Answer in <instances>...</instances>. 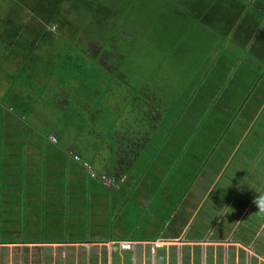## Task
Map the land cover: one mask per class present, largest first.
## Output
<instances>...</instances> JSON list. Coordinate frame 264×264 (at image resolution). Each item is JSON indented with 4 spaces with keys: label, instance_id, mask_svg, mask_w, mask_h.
<instances>
[{
    "label": "trees",
    "instance_id": "obj_1",
    "mask_svg": "<svg viewBox=\"0 0 264 264\" xmlns=\"http://www.w3.org/2000/svg\"><path fill=\"white\" fill-rule=\"evenodd\" d=\"M258 1L260 0H241L243 3L237 5L236 2L232 4L233 1L229 2L228 0H157L156 3L161 4V9L154 19L160 20L158 21L159 25H162L161 28H155L158 31L156 35H159L157 40L163 44L162 50L169 51L175 66L185 59L187 60L186 67L189 65L197 69L199 64L200 66L198 72H194L192 78L185 85L183 97L172 96L174 100H171L167 95L170 92L162 93L163 88L155 83L157 88L149 97L156 102L153 107L162 106L165 109L157 108V111L142 116L145 120L144 124L140 126L142 130L135 132L127 130V138H123V134L128 129L126 126L120 130L115 124L110 127L106 119L91 125L89 132L101 133L100 136L103 137V140L110 135L118 139L113 142V146L108 148L106 165L108 175L116 171V176L123 173L127 176L124 183H120L119 178H116L117 189L114 190L112 186L107 187L102 195L104 202L93 204L99 207L101 205L109 207L111 200L109 192L119 196L122 200L119 212L123 217V226H121V230L120 226L117 228L119 230H115L116 233L119 231L117 236H112L114 231L112 229L105 231L110 234V240L135 241L136 236L130 235V226L135 220L144 224L148 217L147 211L152 219H161L160 214L157 213L160 206L157 201H160L163 196L158 192L159 186L174 176H178L182 180L183 170L179 165L186 164L185 158L188 156L195 158L194 150L201 138H204L203 141L212 140L210 131L214 127L212 128L211 125L216 119L217 112L210 107L213 102L204 103V101H200L197 94L199 95L212 85L214 98L222 101L225 100L222 99L225 97L222 94V89L227 85L233 86L237 79H242L240 68L227 61L230 58V60H235L234 56L240 55L239 49L229 47L228 44L231 42L226 41L229 38L234 41L238 38L237 33H232L231 36L227 33L230 32L232 21L236 19V15L233 13H240L245 8L250 9L251 5L257 8ZM110 2L111 0H27L25 20L21 19V25H16L11 20L8 22L9 27L12 26L11 33L7 30V40L10 39L8 50L11 48L10 55L12 59H15L16 71H9L6 78L10 83L8 96L6 93H0V147H2V151L11 150L9 153L12 158L10 168L12 167V171L16 173H10L14 175L11 176L9 182L12 187L17 188H15V193L10 194V204L4 208L3 215L5 220L14 218L18 225H24L28 224L24 219L29 214H34L39 219L35 224L42 236L50 226L52 229H69L75 226L71 222L67 224V221H71L70 217L75 215L68 211L69 199L76 195L74 193L69 195L70 189L74 186V178L77 179L75 182L77 188L82 185L81 195L85 194L89 198L100 194L91 192L90 187L104 188L101 184L94 183L98 180L89 177V162L85 159L82 161V157L78 158L79 154L74 157L73 161L83 162V167L79 166L81 170H74L77 168L76 163L72 164V171L68 163L67 169L64 168L65 161L60 163L58 161L56 165L51 162H49L50 166L47 164L45 159L48 157L44 158L47 148L44 147L46 141L50 139V135L41 134L42 131L36 122V115L31 114L34 112V106L44 100L51 104L49 94L52 89L49 84H46L45 77L51 80L50 84L53 83L58 87L66 85L69 77L74 75L85 81L81 82L82 84H88L90 81L99 80L100 73L113 78L118 63H129V60L131 62V51L130 56L124 54L125 59L121 53L124 38L122 30L127 27L119 18L116 5ZM142 3L155 2L143 0ZM262 3L264 4V2ZM252 11V9L249 10V12ZM226 12L232 13L231 15L227 13L231 19L229 22L222 19ZM223 13L224 15H222ZM121 22L124 24L122 29ZM98 29L100 30L99 34L96 33ZM96 35L100 39L95 41L93 37ZM151 41L154 43L153 39ZM206 42L209 43L207 48H198L201 47L200 44ZM199 59L203 61L199 62ZM3 60L0 61L1 67L6 64ZM100 60H106L115 72L110 74L103 71L99 65ZM209 62L213 64L211 69ZM203 63H206L208 67L202 68ZM191 70L192 68L188 69V72ZM83 86L85 87V85ZM51 97L53 98V95ZM59 98H62V95H59ZM6 102L9 103V110L4 109ZM254 102L257 103L256 100ZM103 109L102 116L105 117L107 108L103 105ZM247 110L255 113L257 105L248 107ZM32 116L34 119L31 121ZM27 123H30L31 126L28 127ZM138 132H140L139 135H145L143 141L135 138ZM130 136L133 141L129 140ZM52 140L55 143L54 139ZM167 140L169 143L167 142L168 144L165 146L164 143ZM148 145H150L149 148ZM144 148L145 150H143ZM248 149L254 155L255 148L250 146ZM116 155H120V163L115 162ZM14 160L15 162H13ZM16 162L20 163L15 164ZM140 164L141 166H138ZM137 166L139 168L136 169ZM185 167H188L187 164ZM134 169L137 171L135 176ZM189 169L194 170L192 161H190ZM83 173L88 176L89 180L83 178V183L81 181V184H77ZM183 173L185 175V172ZM179 174L181 175L179 176ZM131 175L134 176L132 182L128 180ZM189 175L188 173V177ZM153 177L154 179L158 178L159 183H154ZM152 180L155 185L151 183ZM125 184L127 187H124ZM186 188L184 186V189ZM137 194L146 195L153 200L149 201L147 207H142L141 210L139 205H135ZM130 197H132L133 205L131 202L128 205ZM35 198L39 201L34 200ZM57 200H59L58 203L55 202ZM111 201L119 204L117 199ZM88 202L89 199L83 201L82 206H86V203L88 205ZM55 209L57 212H54ZM5 211L11 213L8 215ZM45 218L48 220L46 221ZM156 222L160 223L155 220L154 223ZM154 223L147 220L146 225L152 226L150 229L147 228L151 233L145 234L144 232L146 238L153 239L151 241L159 239L157 236L160 231L154 233L155 229L153 228L160 227ZM137 232L140 233V229Z\"/></svg>",
    "mask_w": 264,
    "mask_h": 264
},
{
    "label": "rangeland",
    "instance_id": "obj_2",
    "mask_svg": "<svg viewBox=\"0 0 264 264\" xmlns=\"http://www.w3.org/2000/svg\"><path fill=\"white\" fill-rule=\"evenodd\" d=\"M150 1H153L155 3H142L143 0H111L110 2L113 5H116V9L118 8V11H116L119 14V18L127 27L125 30H122V35L124 38L121 53L123 55V59H125L124 54L126 56H130V51L132 53L131 62L129 60V63H118L116 73L114 74L113 78L107 77L103 73H100L99 80H94L92 82L90 81L88 84H82L85 81L81 77L74 75L71 76V78L69 77V81L66 85L58 87L53 83L50 84L51 80L45 77L46 84H49L50 89H52V91L50 92L52 93L53 98L51 97V93L49 94L51 104L44 100L40 104L34 106V112L31 115H36V122L39 124V127L42 131L41 134L50 135V139L46 141V146L44 147L47 148L44 158L48 157L45 160L47 161V164L49 166V162L56 165L58 161L59 163L65 161L66 163L64 164V168L67 169L68 163L72 171V164L76 163L77 168H74V170H81L79 166L83 167L82 161L86 160L89 162L91 175L94 174L97 175L98 178H103L105 176L103 171L105 166L104 164H102V161L104 159H107V152L109 153L108 148L113 146V142L118 141V139H116L115 136L110 135L107 139L103 140V137L100 136L101 133L89 132L91 125L98 124L100 123L99 120L102 121L103 119H106V121L109 122L110 127H113L112 125L115 124V126L119 127L118 129L120 130L123 126H126L128 129H126V132L123 134V138H127V130L134 132L142 130L140 126H142L145 121L143 120L142 116H146L153 111H157V108L165 109L162 106L153 107V104L156 102L149 97L150 94H153V90L157 88L156 84L160 85L163 88H161L162 93L167 94L166 92H170V94L167 95L171 100H174L172 96H177L180 98L185 95L183 92L185 90V85L189 82V79L192 78L194 72H198L200 64L197 69H195V67H190L189 65L186 67L187 60L185 59L182 63H177L175 66L173 58L172 56H170L169 51L162 50L163 44H161L160 41L157 40V37L159 35H156L158 34V31H156L155 29L161 28L162 25H159L158 21L160 20L154 19L155 15H157L161 9V4L156 3L157 0ZM26 5L27 0H0V61L4 59L5 61H3L6 62L4 66L5 68L0 66V93H6L7 96L8 92H10V83H8L6 80L7 75L9 71H16L14 63L15 59H12V56L10 55L11 48L10 50H8L10 39L7 40V30H9V33H11L12 27H9L8 22H10L11 20V22H14L16 25H21V19L25 20L24 17ZM122 22L121 24H123ZM124 24L122 26L120 25L121 29ZM99 31L100 30L98 29L96 33L99 34ZM13 32L18 35L15 30H13ZM93 39L96 41L97 39H100V37L96 35L93 37ZM151 39L154 40V43L151 41ZM208 44V42H206L205 44L202 43L200 44L201 47L198 48H207ZM127 47H129V49H126ZM4 53L6 54L4 55ZM234 57L237 56L235 55ZM164 59L165 62L163 63ZM245 60L249 62L250 65L253 64V59L245 58ZM198 61L202 62L203 60L199 59ZM262 64H264V62H262L261 65ZM88 65L89 63L87 61V66ZM99 65L106 73L113 74L115 72L113 67L110 66L106 62V60H100ZM212 66L213 64H210L209 62L210 69L212 68ZM207 67L208 66L206 63L202 64V68ZM190 68H192V70L188 72V69L190 70ZM83 85H85V87ZM54 90L56 91L54 92ZM59 95H62V98H59ZM221 97L222 95L220 96V98ZM235 98V95H231V100L229 101L228 95L226 94L225 97H222V99L225 100H222L220 103L211 106L216 110V120H218V122L215 123V127L213 124L211 125L212 128L214 127V129L210 131V133L212 132L211 136L213 138L211 141H203L204 138H201V141L199 142V144L197 143V146L195 147V158L193 159V161L191 156H188L187 158H185V162L188 167H185V163V165L183 164L184 167L180 166L183 172H185V175L183 172L182 175L179 174V176L181 175L182 177V180L180 178V183H183L182 186L180 185L181 192L184 190V186L187 181L194 178L196 175H198L200 178L198 179L200 184H203L202 178L206 177L203 182L205 186H208V183L215 178L217 172L222 168L225 161L230 156L232 147L229 146L228 141L226 140V136H231V134L234 133L236 137H239L240 132L235 131L236 128L234 127L240 126L242 124V121L234 120L232 113H228L227 115L221 113L225 108L234 111L239 108V106L241 105V100L239 99V101H236ZM221 104H223V106H220ZM8 105L9 103L6 102V104L4 105V109L7 110ZM103 105L107 108L105 117L102 116V114L104 113ZM12 107L13 104L11 105V108ZM33 119L34 117L32 116L31 121ZM232 123L233 125H231ZM229 125H231V128L229 127ZM27 126L30 127V123H27ZM139 133L140 132H138V135L135 138H138L139 141H143L145 139V135H139ZM52 139L56 140L55 143ZM129 140L133 141V138L130 136ZM250 140L251 142L253 141V144H255V142L258 140V137H255L251 134L248 140L245 141L242 147L243 149L233 155V157L231 158V162H229L227 168L223 170V173H221V177L219 178V182L215 185L211 200H213L215 197H219L220 202L227 203V197L228 195H230L229 188H231L230 193L232 191H237V189L239 188L238 186L241 185L240 180L243 179L242 176H244V172H246L243 179V183L245 184V186L242 190H239V192L237 191V205L239 203V200H246L244 190H248L250 188L249 185H251V190H253V187L254 189L259 187V182H264V173H261L256 167H251L252 165L250 161L253 160V158L251 156L248 157L244 154L245 148L247 149V147H250ZM167 142L168 140L165 141V146H167V144L169 143ZM254 146L258 148V144H255ZM149 147L150 145H148V148ZM143 150H145V148ZM255 150L253 153H255ZM191 152L192 150L190 151V153ZM259 152L262 153V150L260 149ZM77 154H79L78 158L82 157V161L80 160L81 162H76L75 160V162L73 161L74 157ZM90 160H95V167H92ZM190 161H192V165L194 168V170L192 171L189 169ZM260 162L261 161H258V165H261ZM138 166H141V164ZM138 166L136 167V169L139 168ZM136 169H134L133 172L134 176L137 172ZM188 173L190 174L189 177ZM239 177L241 179H239ZM83 178L89 180L88 176H85V174L83 173L77 184H81V181L83 183ZM76 181L77 179L74 178V186L70 189L69 193V195L71 193H74L76 195L74 197H70L68 204L69 213H75V215L70 217L71 221H67V224L71 222V224L74 223L75 226L69 229H46L47 232L44 233L43 236L38 233V236H40V240L98 241L100 240L98 236L105 237L108 229L114 230V233L115 230H119L117 228L120 226L121 230V226H123V217L119 212V206L122 207L121 198L119 196L112 195V192H109L111 194L110 199H117L119 204H116L115 201L112 202L110 200L109 207L107 205H101V207L91 205V210L89 212L90 208H86L87 203L86 206H82L83 201L88 200L89 197L85 194L81 195L82 185L80 186V188H77L75 186ZM108 182L109 180L106 181L105 184H107ZM124 187H127V184H125ZM90 189L92 190L91 187ZM137 198L138 197H136L135 199ZM2 199H4V197L1 196L0 192V238H14L16 236L11 233V230L13 229H11L9 225L17 226L16 220L14 218H9L8 220H5V222L2 221V218H5V216L3 215L4 205L2 203ZM144 199L145 197L143 196L139 199V201L145 203L146 199ZM6 200L10 204L11 199L6 198ZM131 200L132 197L129 198L128 205H130V202L133 205V202ZM139 201L137 200L135 204H138ZM212 202L214 203V201ZM70 206H73L75 208L70 209ZM164 206L168 208L169 204L167 203V205ZM85 209H87L88 212H84ZM54 212H57L56 209L54 210ZM232 212L233 211H229L228 214L230 215ZM10 213V211L6 212V214ZM91 216H96L97 219H92L95 221V223L93 221L89 222L83 220V217L85 219H89ZM249 218H252V216H250ZM34 220L31 219V221ZM45 220L47 221L48 218H45ZM146 220H150L151 222L154 221L152 220V217H146ZM146 220L144 226L143 223L140 224L141 228L139 229L140 231L143 230L142 232H145V234H150L151 232H149V230L145 228ZM24 227H26L25 224ZM153 229H155L154 233H156V231H160V229ZM35 230L36 229H32L30 231V234H28V232L26 231V235H30L29 237H32L29 239H33L35 237ZM12 249L15 250L13 255L16 256L13 264L28 263L26 261L27 253L25 252V256H21L20 261L17 258L18 254L16 251H23L22 248L14 247ZM28 249H31V251H37V248ZM73 249L74 250L72 251L76 253L85 252L86 246L74 245ZM96 250L99 251L100 248L97 247L94 251ZM50 252L51 254L49 253L48 249H46L45 251V253L52 255L53 258L56 255H59L61 249L52 247ZM45 256L49 258V255ZM29 261L33 264V260L29 259ZM97 264H100V262H97ZM147 264H152V261L150 260L149 262H147Z\"/></svg>",
    "mask_w": 264,
    "mask_h": 264
},
{
    "label": "crops",
    "instance_id": "obj_3",
    "mask_svg": "<svg viewBox=\"0 0 264 264\" xmlns=\"http://www.w3.org/2000/svg\"><path fill=\"white\" fill-rule=\"evenodd\" d=\"M228 1H233L232 4L236 2L237 5L243 3L238 0ZM260 1L264 2V0ZM260 1L257 2V8L252 5L249 6L253 10L252 12H249L250 9L245 8L240 13H233L236 15V19L232 21L233 24L231 23V27L229 28L230 32L227 33L229 36L232 33H237L238 38L234 41L231 38L226 41L231 42L228 44L229 47L232 46L239 49L240 55L235 58L236 61L234 59L230 60L231 58L229 60L227 59V61L240 68L242 79H237L233 86H225L222 89V94H227L229 101L231 100V95H235V100L239 101L240 99L241 105L235 111L225 108L221 114L227 115L228 113H232L234 120L242 121L240 126L234 127L236 128L235 131L240 132L239 137H236L234 133L231 136H226V140L229 146L232 147V151L222 168L217 172L215 178L208 183V186H205L203 182L206 177L202 178L203 184L199 183L198 179L200 178L198 175L187 181L188 185H185L187 188L182 192L179 186L182 182L180 183V177L178 178V176H174L171 180L166 181L163 184L164 186H159L160 189L158 192L163 196H161L160 201H156L160 205L157 213L160 214L161 221L160 219H156L160 223H154L155 219H152L154 221L151 222L161 228L157 236L159 239L151 241L153 239L146 238L143 232L140 231L138 233L137 231L141 227L140 224L142 222L135 220L129 230L131 232L130 235L136 236L134 238L135 241L129 242H133L135 245L127 252H118L117 254L110 252L108 243L114 242L109 239L110 234H106L105 237L98 236L100 238L98 241L86 240V242L81 241V243L79 240H40V236H38L39 230L37 229V224H35L37 217L34 214H29L24 219L25 222H28V224H25L27 229H22L24 225H18L17 223V226L9 225L13 229L11 233L16 237L0 238V264L14 263V259L16 258L13 255L15 250L12 248L14 247H19L23 250L20 252L16 251L19 261L20 257L25 256V253H27L26 261L28 263L26 264H32L29 259L33 260V264H97V262H100V264H147L150 260L152 264H264V209H258L252 203L257 193H264V182H259V187L256 189L253 187V190H251V185H249V191L244 190L246 200H239L237 205L238 192L245 186L243 179L246 172H244L243 179L239 177L241 179V185L238 186L240 182L237 184L239 187L237 189L238 192L232 191L230 193L231 188H229L230 195L227 197V203L220 202L219 197L211 200L215 185L220 180L221 173L227 168L233 155L243 149L242 147L245 141L248 140L251 134L258 137V140H255L256 142L254 141L255 144H258V148L250 140V146L256 149L255 153L253 155L248 149L249 147H247V149L245 148L244 154L253 158L250 161L251 167H256L261 173H264V64L261 65L264 62V4ZM244 3L246 4V1ZM227 13L225 15L224 13L222 14L224 15L222 19L229 22L231 19L227 15H231L232 13ZM240 26L241 28H239ZM245 58L253 59V64L250 65ZM197 97L200 101H204V103L213 102L210 104L211 106L221 102L219 99L216 100L214 98V88L212 85L206 88L204 92H201L199 95L197 94ZM255 100L257 103L254 102ZM253 105H257V111L255 113L247 110L248 107H252ZM220 106H223V104ZM215 117H217V113ZM217 122L218 120L215 119L213 122L214 127ZM231 125H229L230 128ZM260 149L262 153L259 152ZM10 152L11 150L8 149L2 151V147H0V192L1 196L4 197L2 199L4 208L9 205L6 198H9L11 193H15V188H17L12 187L9 182L11 176L14 175L10 173H16L12 171V167L10 168L12 164ZM258 161H261V165H258ZM90 162L92 167L96 166L95 160H91ZM115 162L120 163V155H116ZM19 163L16 162L15 164ZM102 164L106 166L107 159H104ZM103 171L104 178L109 180V182L107 184L99 181L94 183L101 184L104 189L112 186L116 190L118 186L116 184V178H119L120 183H124L127 180L125 173L116 176L115 173L117 172L115 171V173L112 172V174L108 175L107 166ZM150 179L152 178L150 177ZM128 180L131 182L134 181V176H129ZM153 180L154 183H159L158 178L154 179L153 177ZM154 183L152 184L155 185ZM91 192L102 193L89 198L90 200L86 206V208H90L89 212L91 205L95 206L93 204L104 202L102 198L104 193L103 189L92 186ZM136 197L140 199L143 196L137 194ZM144 197L146 199L145 203L139 201L138 198L135 199V203L137 200L139 201L135 205H139L141 210L142 207H147L149 201L151 202L153 200V198L146 197V195ZM54 199L55 197L52 199V202ZM34 200L38 199L35 198ZM55 202L57 203L58 200ZM167 203L169 204L168 208L164 206ZM74 208L70 206V209ZM229 211L233 212L229 215ZM147 212L148 217L151 218L149 211ZM250 216L252 218H249ZM8 219L6 218V220ZM31 219L36 220L31 221ZM92 219L97 218L96 216H91L89 219L83 217L85 221L95 222ZM2 221L5 222V218H2ZM150 227L152 226L145 225V228L150 229ZM32 229H36V235L33 239H29L32 237H29L30 235L27 236L26 231L30 234ZM116 234L118 232H112V236ZM74 245H85L86 251L80 253L73 252ZM52 247L61 249L60 256L56 255L52 258V255H50ZM97 247L100 250L94 251ZM28 248H37V251H31ZM46 249H48L50 254L45 253ZM45 255H49V258Z\"/></svg>",
    "mask_w": 264,
    "mask_h": 264
},
{
    "label": "built area",
    "instance_id": "obj_4",
    "mask_svg": "<svg viewBox=\"0 0 264 264\" xmlns=\"http://www.w3.org/2000/svg\"><path fill=\"white\" fill-rule=\"evenodd\" d=\"M90 178H94L93 174L90 175ZM99 180L102 183H106V181H108L107 179H104L102 177L99 178ZM132 246H133V243L127 242V241H117V242L108 243V248L111 253L130 251L132 249Z\"/></svg>",
    "mask_w": 264,
    "mask_h": 264
},
{
    "label": "clouds",
    "instance_id": "obj_5",
    "mask_svg": "<svg viewBox=\"0 0 264 264\" xmlns=\"http://www.w3.org/2000/svg\"><path fill=\"white\" fill-rule=\"evenodd\" d=\"M56 141V140H54ZM89 170H91V168L89 167ZM89 175H91V172L89 171ZM94 180H98L99 182H101L98 178L97 175H94ZM90 177V176H89ZM101 178V177H100ZM104 178V177H103ZM105 179V178H104ZM252 203L258 208V209H264V193H257V195L254 196L253 200H252ZM114 242H117V241H114ZM129 242V241H127ZM133 243V242H132ZM133 245H135L133 243ZM133 247V246H132ZM117 254V253H116Z\"/></svg>",
    "mask_w": 264,
    "mask_h": 264
}]
</instances>
